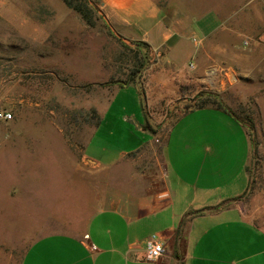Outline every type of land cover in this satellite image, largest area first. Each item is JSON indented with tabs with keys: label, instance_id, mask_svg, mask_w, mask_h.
I'll return each mask as SVG.
<instances>
[{
	"label": "rangeland",
	"instance_id": "obj_1",
	"mask_svg": "<svg viewBox=\"0 0 264 264\" xmlns=\"http://www.w3.org/2000/svg\"><path fill=\"white\" fill-rule=\"evenodd\" d=\"M50 1L55 5L54 0ZM90 1L94 7L93 26L76 33L73 52L92 59H38L41 49L33 40L20 36L21 17L15 15V23L10 24V17L0 16V111L12 114L9 120L0 119V138L23 137L17 143L8 140L0 145V264H21L24 252L36 238L56 231L72 232L93 210L81 208L88 199L83 188L69 185V180L76 177L68 174L78 166L95 169L84 161L81 147L110 105L119 107L120 115L129 116L142 104L146 124L155 136L138 150L139 162L151 159L152 165L147 167L158 173L162 154L165 170L183 172L188 184L197 171L202 169L203 175L209 167L204 161L205 141L183 136L177 143L173 135L168 144V130L178 118L188 115L185 112L196 101H215L230 114L217 110L206 113L209 132L217 128L219 135L210 150L216 154L211 169L224 175L213 176V183L225 184L226 174H240L242 159L250 153L252 186L259 184L264 190V45L257 42L264 32V0H156L164 13L181 10L200 14L212 10L224 21L222 30L212 38L221 47L203 51L199 80L186 82L178 94L167 88L161 90L157 84L143 86L140 94L130 89L118 91L113 86L116 81L138 78L149 59L145 58L146 52L131 48V42L115 35ZM5 2L3 5L0 0L1 11L23 5L20 0ZM47 51L49 54L50 48ZM104 55L106 88L96 87L93 79L77 78L83 72L95 76L93 72L102 63L98 58ZM62 66L73 68L76 78L67 79ZM49 120L64 126L62 134L47 123ZM61 136L68 138L72 149L63 158L58 150ZM238 177L242 184L243 176ZM136 186L140 191V184ZM226 186L221 191L230 196L239 188L238 180Z\"/></svg>",
	"mask_w": 264,
	"mask_h": 264
},
{
	"label": "crops",
	"instance_id": "obj_2",
	"mask_svg": "<svg viewBox=\"0 0 264 264\" xmlns=\"http://www.w3.org/2000/svg\"><path fill=\"white\" fill-rule=\"evenodd\" d=\"M3 1L4 5L6 0ZM20 1L21 7L4 11L0 8V16L10 17V24L15 23V15L21 17L20 36L33 40L35 47L41 49L38 59H92L73 52L76 33L88 25L63 0H54L55 5L50 0ZM93 1L115 35L131 42V48L146 52L145 58L149 59L138 78L114 83L118 91L130 89L140 94L143 86L157 84L161 90L167 88L178 94L185 89L186 82L199 80L203 51L221 47L212 39L224 22L215 11L164 13L156 0ZM228 32L235 34L229 28ZM206 53L210 55V51ZM98 59L102 63L93 72L95 76L91 78L83 72L77 78L93 79L96 87L106 88L107 57ZM62 71L67 79L76 78L73 68L62 66ZM51 73L55 78V70ZM108 107L81 147L84 161L95 169L78 166L68 174L76 177L68 179L69 185L83 188L88 199L81 208L93 210L72 232L56 231L36 238L24 252L21 264H264V190L259 184L252 186L248 171L250 153L240 166L242 184L238 175L232 173L226 174L225 184L213 183V176L224 175L211 169L216 154L210 150L219 135L217 128L214 133L209 132L206 113L217 110L228 116V109L217 105L191 108L185 112L188 115L171 124L168 144L173 135L176 142L183 136L205 141L204 161L209 167L203 175L202 169L197 171L187 184L183 172L165 170L162 154L158 173L148 169L151 159L139 162L138 150L155 136L146 124L142 104L140 112H131L129 116L120 115L119 107ZM47 123L62 132L63 125L50 120ZM187 128L191 131H185ZM20 138L23 139L0 138V145L8 140L17 143ZM58 150L62 158L72 152L68 138L60 137ZM235 180L239 186L235 194H223L221 188ZM152 235L166 247L157 261L145 258V240Z\"/></svg>",
	"mask_w": 264,
	"mask_h": 264
},
{
	"label": "built area",
	"instance_id": "obj_3",
	"mask_svg": "<svg viewBox=\"0 0 264 264\" xmlns=\"http://www.w3.org/2000/svg\"><path fill=\"white\" fill-rule=\"evenodd\" d=\"M257 42L264 45V32L259 35ZM192 66V64H191ZM12 114L7 111H0V119L9 120ZM86 236V235H85ZM145 258L149 261L159 260L166 252L164 242L156 235H152L145 240Z\"/></svg>",
	"mask_w": 264,
	"mask_h": 264
},
{
	"label": "trees",
	"instance_id": "obj_4",
	"mask_svg": "<svg viewBox=\"0 0 264 264\" xmlns=\"http://www.w3.org/2000/svg\"><path fill=\"white\" fill-rule=\"evenodd\" d=\"M63 1L65 2V4L68 7L72 8L76 13H78L80 15L81 19L84 21L85 24H87L88 26H93L92 25L93 21H92L91 15H92V12L94 10V7L92 6L90 0H63ZM95 9L97 11H99L96 7H95ZM101 16L103 17L102 14H101ZM205 105L221 106V105H218L215 101L202 100V101H196V103L194 104V106L192 108L201 107V106H205ZM231 113H233V112H231Z\"/></svg>",
	"mask_w": 264,
	"mask_h": 264
},
{
	"label": "water",
	"instance_id": "obj_5",
	"mask_svg": "<svg viewBox=\"0 0 264 264\" xmlns=\"http://www.w3.org/2000/svg\"><path fill=\"white\" fill-rule=\"evenodd\" d=\"M124 42H128L126 39H123Z\"/></svg>",
	"mask_w": 264,
	"mask_h": 264
}]
</instances>
